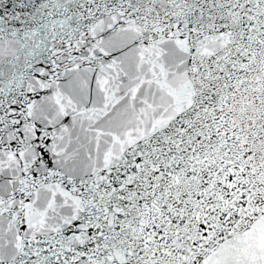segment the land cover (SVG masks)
Here are the masks:
<instances>
[{"label":"snow or ice","instance_id":"6c2138e0","mask_svg":"<svg viewBox=\"0 0 264 264\" xmlns=\"http://www.w3.org/2000/svg\"><path fill=\"white\" fill-rule=\"evenodd\" d=\"M0 264H264V0H0Z\"/></svg>","mask_w":264,"mask_h":264}]
</instances>
